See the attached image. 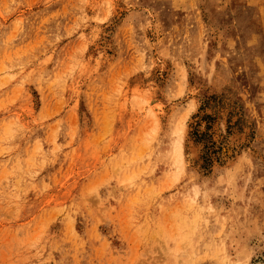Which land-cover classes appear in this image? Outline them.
<instances>
[{
	"label": "rangeland",
	"instance_id": "obj_1",
	"mask_svg": "<svg viewBox=\"0 0 264 264\" xmlns=\"http://www.w3.org/2000/svg\"><path fill=\"white\" fill-rule=\"evenodd\" d=\"M0 264H264V0H0Z\"/></svg>",
	"mask_w": 264,
	"mask_h": 264
},
{
	"label": "bare ground",
	"instance_id": "obj_2",
	"mask_svg": "<svg viewBox=\"0 0 264 264\" xmlns=\"http://www.w3.org/2000/svg\"><path fill=\"white\" fill-rule=\"evenodd\" d=\"M232 140V139H231ZM232 143V142H231ZM229 145V144H228ZM232 147V146H231ZM231 147L230 146H228V147H226L225 149H224V153L226 154V156L227 157H229L230 156V150H231ZM198 151V150H197ZM224 154V155H225Z\"/></svg>",
	"mask_w": 264,
	"mask_h": 264
}]
</instances>
